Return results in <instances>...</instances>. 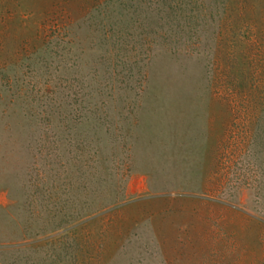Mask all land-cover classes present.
Instances as JSON below:
<instances>
[{
    "label": "rangeland",
    "instance_id": "1",
    "mask_svg": "<svg viewBox=\"0 0 264 264\" xmlns=\"http://www.w3.org/2000/svg\"><path fill=\"white\" fill-rule=\"evenodd\" d=\"M0 264H264V0H0Z\"/></svg>",
    "mask_w": 264,
    "mask_h": 264
}]
</instances>
